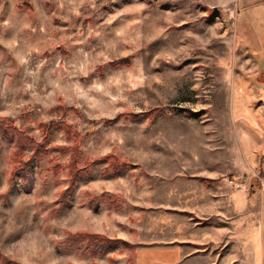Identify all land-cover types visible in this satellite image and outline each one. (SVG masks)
Returning <instances> with one entry per match:
<instances>
[{"label": "rangeland", "instance_id": "rangeland-1", "mask_svg": "<svg viewBox=\"0 0 264 264\" xmlns=\"http://www.w3.org/2000/svg\"><path fill=\"white\" fill-rule=\"evenodd\" d=\"M262 80L264 0H0V123L45 138L9 185L19 146L0 135V254L166 264L172 240L230 231L264 264Z\"/></svg>", "mask_w": 264, "mask_h": 264}, {"label": "trees", "instance_id": "trees-1", "mask_svg": "<svg viewBox=\"0 0 264 264\" xmlns=\"http://www.w3.org/2000/svg\"><path fill=\"white\" fill-rule=\"evenodd\" d=\"M120 63V62H118ZM137 116V115H131ZM46 129V128H45ZM48 130H45L44 132L47 133ZM72 132V131H71ZM74 134V133H73ZM76 134V133H75ZM0 135L4 136H14L15 140L18 142V152L15 154V165L12 167L10 175L8 177V183L9 185H13L15 183V176L17 174H20L21 176L25 177L27 172L31 168L32 161H39L41 160L43 154L45 153L44 151V143H45V138L41 142H37L34 140L32 137L26 135V133L23 130H18L15 127L10 126V124L6 123L3 121V123H0ZM46 136V134H44ZM30 147L32 148V153L28 157V159H23L22 155H20V152L24 147ZM71 157H70V170H71V175L75 177L76 174H81L85 173V170L78 169L77 165L79 163V157H80V151L76 146H73L71 148ZM87 171V170H86ZM202 179L201 177H197ZM74 179H70L69 186L67 189L63 192L61 195L62 201L66 200V195L73 189L74 187ZM120 241L119 239H113V240H108L105 239L104 237H101L99 235H85V234H80L77 233L75 234L69 241L64 242L66 245H72V246H78L82 244L83 242L91 243L93 245H97L99 243H108V242H117ZM125 245H128L125 242ZM0 264H17L14 263L13 261L7 260L4 256L0 254Z\"/></svg>", "mask_w": 264, "mask_h": 264}, {"label": "crops", "instance_id": "crops-1", "mask_svg": "<svg viewBox=\"0 0 264 264\" xmlns=\"http://www.w3.org/2000/svg\"><path fill=\"white\" fill-rule=\"evenodd\" d=\"M239 238V244L233 245L232 233L229 231L215 237L209 246H202L199 241L190 248L179 245L183 243L181 239V242L171 239L176 246H166L161 250L165 253L166 264H243V236ZM169 240L167 238L166 242Z\"/></svg>", "mask_w": 264, "mask_h": 264}, {"label": "flooded vegetation", "instance_id": "flooded-vegetation-1", "mask_svg": "<svg viewBox=\"0 0 264 264\" xmlns=\"http://www.w3.org/2000/svg\"><path fill=\"white\" fill-rule=\"evenodd\" d=\"M262 75H263V71H262ZM264 84V80L261 81Z\"/></svg>", "mask_w": 264, "mask_h": 264}]
</instances>
